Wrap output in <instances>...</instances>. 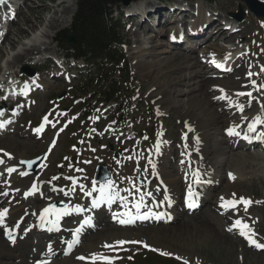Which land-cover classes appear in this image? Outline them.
Here are the masks:
<instances>
[{
	"label": "rangeland",
	"instance_id": "rangeland-1",
	"mask_svg": "<svg viewBox=\"0 0 264 264\" xmlns=\"http://www.w3.org/2000/svg\"><path fill=\"white\" fill-rule=\"evenodd\" d=\"M1 1L8 2V7L10 8L15 6L21 9L20 11H22L23 15L19 12L17 18L10 22L9 26L17 29L18 25L21 29L26 30L28 35H23V44L17 46L16 49H12L8 43L2 48L4 54H0V102L5 99L3 95L4 85L7 88L12 86L11 82L19 83V78L22 77L26 80H31L37 76L45 78L44 80L46 81L42 83V86H34L35 92L33 91L34 93L31 95L30 102L23 99L17 100V110L20 109L17 119L19 120V125L17 124V127L24 133L33 134L32 138L35 145L34 150L27 155L29 159L22 161H31L41 157L45 153L48 154L47 161L39 170L38 176H33V180L48 186L53 193L56 192V194L70 198V202H56L57 204H64V208L57 206L55 202H51L52 204L57 208H66V213L75 212L76 205H80L82 201L88 199L86 193H93L94 186L99 184L95 180V173L99 164L108 167L113 174L112 180L104 183V185L101 184L102 187L111 182L118 186V190L129 195L131 201L135 197L141 196V191H144L145 187L156 179L155 170L153 169V157L160 141H165L168 145V153L162 155L164 161L169 164L171 170H176L179 176L182 177L180 163L183 157L181 156L187 155L189 152H195L197 145L196 135L195 133H191V130L187 128V123L181 120L176 110L172 108L168 110L159 109L151 97L150 91L152 89L163 82L165 83V81H170L169 76L166 75L168 69L171 67L167 66L162 69L163 78H159L160 82L156 81L155 78L147 79L140 72L136 71L132 60V53L137 43L132 35L136 31L137 25L141 23L140 19L132 21L131 17L126 15L128 12L127 9H124V5H121L116 14V17L121 20L120 24L125 27L123 39L124 43H126L131 76L137 82H135V85L138 96L134 99L132 98V100L125 101V99H129L132 93L129 91L123 92L121 95V100L124 102L122 106L109 107L101 105L98 107L97 102H88V96L85 97L81 89H79V77L86 72L87 64L83 61H69L65 50L55 42L60 32L70 29L72 24H70L71 19L69 18L68 20L70 24L67 25L68 27L66 26L68 21L65 25H63V22L65 21V16L68 14L66 12L69 11L68 9L72 6L74 0H33L31 2H28V0H11L13 3L9 2L10 0H0V4L2 3ZM62 1L65 3L59 5ZM78 1L76 0L75 5L76 12ZM154 1L163 9L170 12L172 9H175V6L182 7L179 2H188L186 3L188 7L184 8L192 13H196L195 7L199 0H170L169 2L168 0H138L137 3L147 4ZM131 5L134 8L137 4L132 3ZM204 6L208 15L213 14L220 21H225L228 18L231 19V14L238 13L239 8H243L245 12L243 21L235 22V25H232V27L235 29V26L238 28L239 25H245L248 28L246 33L250 37L251 43L242 39L240 41L245 42L239 44V41L235 45H239L240 49L251 52L249 53L251 66L250 70L246 69V63L238 67V70L241 67L246 69L245 78H242L239 82L244 83L247 80L246 77L264 82V18L255 17L246 6L245 0H216V4L209 3L208 5L204 4ZM55 15L56 18L59 17V20L57 19L56 21L59 26L54 32H50L49 26L52 25L50 18ZM29 16L32 18V25L27 23ZM43 16L44 20H42ZM143 17L141 16V18ZM159 21L158 18H151L148 21V28L152 29L153 32L163 29L164 35L157 38L153 37V39L158 43L170 45L171 37L168 30H171L173 27H167L166 23H159ZM194 22L195 20H190L189 25ZM0 26L6 28L4 22H0ZM166 28L167 30H165ZM138 31L140 32L139 38L144 42L145 50H148L150 46L145 31ZM181 31L184 32L185 29L181 27ZM153 32H151L152 36H154ZM217 32L218 30L214 28L210 32V35L217 36ZM241 33V31L240 33H234L233 36H239ZM4 34L7 35V30ZM151 35H148L150 36L149 38H151ZM50 36H53L54 39H51ZM33 42L38 46L44 47V51L38 52L35 55L36 58L9 69L8 61L18 52L29 49L30 44H33ZM198 43L197 39L190 38L188 44H182L175 52H188L187 48L195 49ZM215 44H218V47L206 50L203 46L191 54L194 58L198 56L200 59L201 56L202 62L208 66L209 70L207 72L212 70L209 58L216 55L221 47L227 48L224 45H229L223 41H216ZM249 44H251L250 48ZM45 54L50 58L43 56ZM157 58L159 60L165 57L159 56ZM46 60L48 61L45 62ZM257 61H261L260 64ZM165 63H167L166 59ZM25 68L35 70L37 72L36 76H29L24 72ZM189 72L191 71H185L183 74L186 75ZM227 78H223L224 80L222 78L215 79L226 83L232 82L230 81L231 76ZM225 85L227 86V84H224L222 88ZM176 88L178 90L183 89L179 86ZM202 90L206 91V88L204 87ZM58 98L61 100L58 101ZM24 105L25 109H23ZM45 118H47V122ZM37 126H42L43 129L45 127V132L47 133L38 136L37 133L32 132ZM221 138L223 136H220ZM74 140L76 141L74 142ZM19 141L27 143L25 139ZM19 148L20 146L15 149ZM18 163L19 166L17 167L26 172L27 167L24 163H21V161ZM257 164V162L243 164L233 161L224 169L222 173L224 181L222 183L235 186L229 174L235 169L239 171L240 177L238 183H236L238 184L236 191L240 190L242 196L247 197V201L251 202L248 204L247 211H245L243 205L239 208L240 215L247 216L254 221L255 232L258 236V241L256 242L264 244V165L262 163L256 166ZM2 172H0V176L3 175ZM139 173H142L141 178L145 179L143 185L138 183ZM21 184H19L21 189L23 188L26 191L28 186L25 183ZM4 188V184L0 183V197L7 199L10 193L3 194L5 193L3 192ZM108 193L112 194L113 192ZM135 199L131 203L134 204L136 202ZM31 206L37 209V201L33 200ZM201 207L200 211H195L196 213H188L183 218L158 227V229L163 230V232L167 231L166 233L172 234V236L168 235V237L157 241L146 238L151 241L129 242L123 245H119L117 242L120 240L113 237L107 240L109 241L108 245H111V247L104 246L108 242L99 245L100 253L98 254L109 258L111 264H183L184 260H187L188 264H264V247L257 248L254 244L250 243L249 239L240 235L238 228L232 227V231H229V228L226 226L230 223L228 213L223 212V214L219 212L208 201H205ZM111 210L112 208L109 209V212ZM121 212L122 210L118 212V215L123 217L120 215ZM15 219L17 218L15 217ZM95 219L94 224L90 223L87 227L88 231L90 230L88 236H98L101 232L103 224L97 223L99 222L98 216ZM101 219H108L106 211L102 214ZM116 219L105 220V224L108 227L109 224L112 225L114 230L132 227L127 223L119 224ZM66 222L68 228L77 226L76 220L71 221L69 218ZM139 225L137 227L150 226L145 224ZM48 228L44 226L42 229L37 228V231L42 232L43 229L47 230ZM40 235L42 234L40 233ZM127 238L130 239L127 236L125 240ZM85 241L86 239L83 240L78 250L82 248ZM144 245H147V247ZM152 249H156V251H152ZM43 250L44 248L41 249V253H43ZM163 252H167L170 255H162L161 253ZM77 253L78 251L73 257ZM89 255L93 257L92 254H87L86 257ZM177 257H180V259H177ZM170 258L173 260H168ZM1 260L0 263L2 264H19V261L9 257L2 258ZM82 261L83 263L86 262L85 260H80V262ZM102 264H107V261Z\"/></svg>",
	"mask_w": 264,
	"mask_h": 264
},
{
	"label": "bare ground",
	"instance_id": "bare-ground-1",
	"mask_svg": "<svg viewBox=\"0 0 264 264\" xmlns=\"http://www.w3.org/2000/svg\"><path fill=\"white\" fill-rule=\"evenodd\" d=\"M31 1L33 0H28V2ZM260 1L264 2V0ZM64 3L62 1L59 5ZM204 4L208 5L207 0H199L197 2L195 7L196 13H192L186 8H180L179 6H175V9H172L171 12L166 11L155 1L137 8V10L142 11L141 14L144 17L132 35L137 43L132 53V60L136 71L140 72L147 79L155 78L156 81H159V78H163L162 69L167 66L171 67L167 68L168 72L166 75L169 76L170 81L164 80L165 83L157 85L150 91V94L159 109L168 110L172 108L177 111L181 120L187 123V128L191 130V133H195L197 145L195 152L181 156L183 157L180 163L181 177L176 170H171L169 164L164 161L162 155L168 153V145L165 141H160L153 157V169L155 170L156 179L145 187L144 191H141V196L135 197L136 199L134 198L136 200L134 204L131 203L134 199L131 201L130 196L118 190V186L115 184L111 183L110 190L108 188L109 184L104 186L105 192L103 195L100 192L102 186L98 184L95 186L92 198L89 199L87 197L86 201H82L79 206H76L75 212L72 211L69 214L66 213V208L61 209L54 206L56 213L46 214L44 210L53 207L51 202H68L70 198L56 194V192L53 193L46 185H39L33 180V175L27 174L26 176L21 174L25 172L23 169L17 167L19 166L18 162L29 159L27 157L28 153L34 150L33 134L29 135V133H24L18 129L17 124L19 120L17 119L20 109L12 112L15 117L13 123L8 125L5 119L9 116H5V113L6 111L10 112L12 104L10 101L0 102V125H2L0 126V161H2L0 172L3 171V175L0 176V183H3L5 187L3 190L5 193L3 194L10 193L7 199L0 197V212L6 210V215L0 221V261H2V258L9 257L19 261V264H85L83 261L80 262L81 259L78 257H85V261L90 258L92 259L90 255L88 257L86 255L92 254L94 256L100 253L99 245L105 244V242L109 244L107 240L113 237L117 240H125L129 236L130 239L127 238L128 241L149 242L151 240L157 241L166 238L168 235L172 236V234H167V231L163 232L158 227H162L164 224L176 221L191 213L193 206L190 207V204L195 206L196 204H204L205 201H208L210 205L223 213L227 210H225V207H222V204L226 201L235 200L237 203L234 210L227 212L230 222L226 225L227 228H232L236 220H241L249 225L252 233H254L252 239L258 241L254 221L247 216H241L239 212V208L244 205L240 203L241 198L247 200V197L242 196L239 189V191H236L238 187L236 183H238L240 177L239 171L235 169L229 174L235 186L222 183L224 181L222 173L233 161L243 164L257 162L256 166L262 163L264 165V136H261V133H264V124H257L256 130L253 132L248 130L249 124L257 116L264 120V82L250 79L249 77H246L247 80L244 83L239 82L242 78H245L246 69L250 70L249 53L251 52L240 49L239 45L236 46L235 43H238L242 39L251 43L250 37L246 33L248 28L245 25H239L235 31H230L229 25L224 26L225 23L223 22L225 21L218 20L213 14H207ZM75 5L76 0L72 3L68 12L65 9V12L68 14L65 16L63 25H65L69 18L71 19L70 24L73 22V16L76 12ZM5 6L8 5L6 4ZM131 8L132 5L124 9L130 11ZM19 12L22 14V11ZM141 14L140 12L131 13V20L138 21L141 18ZM58 18H56V15L50 18L52 24L49 26L50 32H54L59 26L56 23ZM151 18H158L160 20L159 23L163 22L166 23V26L168 25L167 27H173L171 30L169 29L170 31L168 30L171 37L170 45L158 43L153 39V37H162L164 34L163 29L153 32L152 29L148 28V21ZM42 20H44V16ZM190 20H195L192 27L194 28L193 35L197 36H193V38H196L200 44L193 50L187 49L188 52L182 51V53H177L175 50L180 48L181 44L174 43V41L179 40L184 35L186 38L190 37L181 31V27L185 28L189 25ZM226 20L233 21L232 18ZM27 23L32 25L31 16L27 18ZM68 24L69 21L66 26ZM17 27V29H14L12 26L8 27L7 35H5L3 44L0 47V54H4L2 48L6 43L10 44L12 49H16L17 46L23 44V35L27 36L28 32L21 29L18 25ZM214 28L218 30L217 36L213 35L214 32L210 35V32ZM174 29L176 30L173 31ZM138 30L145 31L150 46L148 50H145L144 42L139 38L140 32ZM240 31L242 33L239 36H233L234 33H240ZM0 32H2V28H0ZM151 32H153L154 36L151 35ZM148 35H151V38ZM50 37L54 39L53 36ZM216 41H223L225 44L232 46L228 49L221 47L216 55L209 58V60H214L225 54L227 59L223 58L226 59L224 61V68L225 71L230 70L228 74H220L215 70L207 72L209 70L208 66L202 62L201 56L199 55V59L198 56L194 58L191 55L203 46L206 50L218 47V44H215ZM241 42L245 41H240L239 44ZM30 45L29 49L18 52L8 61L9 69L36 58L35 55L45 49L41 45L38 46L35 42ZM250 47L251 44H249ZM43 56L50 58L47 54ZM159 56L165 58L157 60ZM165 59L167 63H165ZM258 59L260 60V58ZM260 62L257 61L258 64ZM245 63L246 69L241 67L238 70V67L241 64L245 65ZM185 71L191 72L184 75ZM20 75L23 76L22 74ZM228 76H231L230 81L232 82H222L223 78H227ZM215 78H222V80H216ZM24 79L22 77L23 82L25 81ZM44 79L37 76L31 80H27L28 83L23 85L25 90L30 93L26 97L29 102L31 101V94L35 91L34 86H42V83L46 81ZM11 83L13 86L17 84L15 82ZM224 84H227V86L225 85L226 88L225 86L222 88ZM178 86L183 89L179 88L180 90H178L176 88ZM204 87L206 91L202 90ZM15 88L17 91V87ZM249 92L252 94L251 96L247 95ZM238 93H244V95H238ZM25 108L24 106L23 109ZM229 129H234L239 135H229ZM220 136H223V138L220 139ZM23 139L27 143L19 141ZM256 139L260 140L261 144L259 146H250L246 143V141ZM18 146L20 148L15 149ZM225 156H227L226 159H224ZM9 169H15V171L10 172ZM21 183H25L28 186L26 191L19 186ZM31 187L36 188V193L32 197H29L28 193ZM190 189L195 193L194 196H189ZM108 192L113 193L110 194ZM105 193L107 194L105 195ZM109 195L112 197L111 203L108 202ZM141 197H143V200H141ZM33 200L37 201V209L31 206ZM94 202L97 204L96 207L92 206ZM136 204L140 205L138 214L134 207ZM77 208L82 209V211H77ZM110 208L112 210L109 212ZM121 210V214L127 213V215L120 217L118 212ZM105 211L108 216V219L105 220L117 218L116 221L119 224L121 223V219L128 220L130 216L133 217L132 222L127 223L132 227L129 229L127 227L123 230H119L118 228L114 230V227L110 224L108 227L105 224L106 221L101 219ZM93 212L95 214L94 219L97 216L99 217V222L97 223L103 224L100 234L94 237L88 236L90 230L88 231L87 229L93 220L91 219ZM69 218L71 221H77V226L73 229L70 227L69 229L66 224ZM85 221H88V223L85 224ZM95 221L96 219L91 224H94ZM80 222H83L81 224L83 227L79 226ZM25 224L27 225L25 226ZM139 224L150 226L137 227ZM44 226L49 228L47 230L43 229V233L37 231V228L42 229ZM6 227L9 228L8 232H4V228ZM77 228H80L78 234L75 233ZM49 230H52L51 234H48ZM74 233L76 234L75 238L71 236ZM146 238L151 240H147ZM84 239H86L85 243L78 250ZM70 243L71 247H69ZM42 248H44L43 253H41ZM48 250L51 252L48 253ZM76 250L78 253L73 257L77 252Z\"/></svg>",
	"mask_w": 264,
	"mask_h": 264
},
{
	"label": "trees",
	"instance_id": "trees-1",
	"mask_svg": "<svg viewBox=\"0 0 264 264\" xmlns=\"http://www.w3.org/2000/svg\"><path fill=\"white\" fill-rule=\"evenodd\" d=\"M122 4L123 0H79L70 29L60 32L55 40L68 59L87 64L86 72L79 77V89L88 96V102H97L98 107L122 106L123 92L132 93L125 101L138 95L123 39L125 27L116 18Z\"/></svg>",
	"mask_w": 264,
	"mask_h": 264
},
{
	"label": "snow or ice",
	"instance_id": "snow-or-ice-1",
	"mask_svg": "<svg viewBox=\"0 0 264 264\" xmlns=\"http://www.w3.org/2000/svg\"><path fill=\"white\" fill-rule=\"evenodd\" d=\"M238 95H244V93H238ZM247 95H248V96H251L252 94L249 92V93H247ZM45 121L47 122V118H45ZM257 124H264V120H262L259 116H257V117L252 121V123L249 124V126H248V130H249L250 132L255 131V130H256V125H257ZM0 126H2V125H0ZM41 130H42L41 128L36 129L37 132H40ZM228 134H229V135H233V134H235V135H239V133H238V132H235L234 129H229V130H228ZM261 136H264V133H261ZM0 163H2V161H0ZM21 163H24V161H21ZM29 167H31V163H29ZM9 171H10V172H11V171H15V169H9ZM21 174H22V175H25L26 173H21ZM197 182H199V181H197ZM108 188H109V190L111 189V182H109ZM93 190H95V186H94ZM100 192H101V194L103 195L104 192H105V188H104V187H101V188H100ZM87 194L90 195V193H87ZM194 195H195V193H193V192L191 191V189H190V190H189V196H194ZM166 199H167V197H166ZM221 199H223V198H221ZM141 200H143V197H141ZM111 201H112V197L109 195V197H108V202L111 203ZM236 203H237V202H236L235 200L226 201V202H224V203L222 204V207H225V208H227V207H235V206H236ZM240 203H243V204L245 205V211H247V206H248V204H250L251 202H250V201H247V200H244L243 198H241ZM92 206H93V207H96L97 204L94 202ZM189 206L191 207V206H194V205L190 204ZM134 207L136 208V210H137V214H138V213H139V209H140V205H139V204H136V205H134ZM77 211H82V209L77 208ZM44 212H45L46 214L56 213V209H55V207L53 206V207L50 208V209H49V208H46V209L44 210ZM5 215H6V210H5L4 212H0V221L3 220V218H4ZM58 215H59V214H58ZM120 215H121V216H124V215H127V213H122V214H120ZM132 220H133V217L130 216L128 220L121 219L120 222H121V223H130V222H132ZM84 223L87 224L88 221H85ZM81 227H83V225H82ZM233 227L238 228V229H239V232H240V235H241V236H244L246 239H249V242L252 243V244H254L257 248H262V247H264V244L257 243L254 239H252V236L254 235V233H252V230L250 229L249 225H247L246 223L242 222L241 220H236V221H235V224L233 225ZM228 230H229V231H232V228H229ZM79 232H80V229H79V228L75 230V233H76V234H78ZM129 242H130V243H139L138 241H124V240H120V241H118L117 243H118L119 245H123V244H125V243H129ZM71 246H72V245H71V243H70V244H69V247H71ZM104 246H105V247H111V245H108V244H106V245H104ZM144 246L147 247V245H144ZM152 251H156V249H152ZM161 254H162V255H165V256L170 255V254L167 253V252H163V253H161ZM78 258L81 259V260H85V257H83V256L78 257ZM177 259H180V257H177ZM96 260L107 261V264H111V261L109 260V258L104 257V256H102V255H100V254H95V255L92 257L93 264H95V261H96ZM183 264H188V261H187V260H184V261H183Z\"/></svg>",
	"mask_w": 264,
	"mask_h": 264
},
{
	"label": "water",
	"instance_id": "water-1",
	"mask_svg": "<svg viewBox=\"0 0 264 264\" xmlns=\"http://www.w3.org/2000/svg\"><path fill=\"white\" fill-rule=\"evenodd\" d=\"M123 4L125 7H129L132 4V0H123ZM245 4L256 17H264L263 2H260L259 0H245ZM239 10H240L239 13L233 14V16L237 20L242 21L244 19L245 12L243 11L242 7H240ZM70 41H71V45L75 43L74 35H72ZM24 72L29 74L31 77H34L36 75L35 70H30L28 68H25ZM45 160H46V155H43L38 159L25 163L27 165L28 172L31 174H37L39 169L44 165ZM29 163H31V167H29ZM95 179L98 182L104 183L112 179V173L108 170V168L105 165L101 164L97 168ZM139 183L143 184L144 180L139 179Z\"/></svg>",
	"mask_w": 264,
	"mask_h": 264
}]
</instances>
